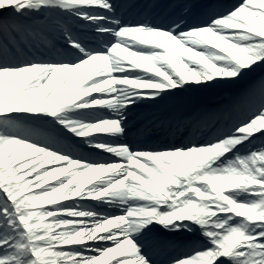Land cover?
Returning <instances> with one entry per match:
<instances>
[{
    "label": "snow or ice",
    "instance_id": "obj_1",
    "mask_svg": "<svg viewBox=\"0 0 264 264\" xmlns=\"http://www.w3.org/2000/svg\"><path fill=\"white\" fill-rule=\"evenodd\" d=\"M0 264H264V0H0Z\"/></svg>",
    "mask_w": 264,
    "mask_h": 264
}]
</instances>
